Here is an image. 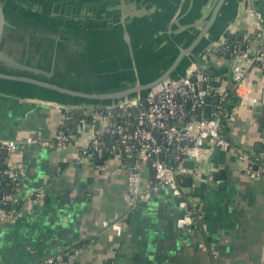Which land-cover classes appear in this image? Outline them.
<instances>
[{
	"label": "crops",
	"instance_id": "1",
	"mask_svg": "<svg viewBox=\"0 0 264 264\" xmlns=\"http://www.w3.org/2000/svg\"><path fill=\"white\" fill-rule=\"evenodd\" d=\"M31 1L52 13L67 9L70 18L97 28L146 13L149 7L153 11L156 4L171 5L170 0ZM260 22L264 24V0H250L247 9L242 3L230 34L257 36ZM165 27L145 35L137 46L148 44L150 53L162 50L172 42L162 39ZM209 59L216 64L214 81L229 88L230 58L219 53ZM236 92L240 99L231 96L227 102L230 115L224 127L231 147L195 159L187 175L192 181L186 184L184 177L181 195L166 188L139 201L121 157H79L78 149L94 134L92 121L84 128L69 125L71 146L0 147V168L18 170L21 183L14 191L16 200L9 202L14 216L2 220L0 214V264H35L60 248L78 245L81 253L71 264H264V176L249 175L242 159L246 153L264 165V126L254 117L255 106L264 99V69L251 67ZM65 108L0 92V140H52L64 122ZM142 175L145 183L151 181L153 168L145 164ZM7 186L13 193L11 179ZM38 191L42 198L36 197ZM188 203L203 215L201 229L178 225L190 211ZM104 221L120 222L121 233L105 228Z\"/></svg>",
	"mask_w": 264,
	"mask_h": 264
},
{
	"label": "water",
	"instance_id": "2",
	"mask_svg": "<svg viewBox=\"0 0 264 264\" xmlns=\"http://www.w3.org/2000/svg\"><path fill=\"white\" fill-rule=\"evenodd\" d=\"M169 3L156 4L153 11L149 7L146 13L97 28L70 18L67 9L52 13L31 0H0V92L65 107L112 106L127 100H143L146 104V98L166 80L186 77L193 67L211 69L217 85L216 64L209 59L208 51L231 33L239 7L244 3L247 9L249 1ZM161 25L166 26L162 39L172 42L155 53L147 51L148 44H144L147 49L137 46ZM174 47L178 49L169 56V49L173 51ZM232 74L231 61L227 77L232 97L239 100ZM217 101L218 97L208 99V104L199 108L197 119L209 118L212 103ZM229 111L227 105V116ZM254 117L264 126V99L255 106ZM159 157L164 159V154ZM170 162L173 164L174 159ZM193 165L194 160L185 163L188 168ZM191 181V176L185 177L186 184Z\"/></svg>",
	"mask_w": 264,
	"mask_h": 264
},
{
	"label": "built area",
	"instance_id": "3",
	"mask_svg": "<svg viewBox=\"0 0 264 264\" xmlns=\"http://www.w3.org/2000/svg\"><path fill=\"white\" fill-rule=\"evenodd\" d=\"M250 3V0H249ZM258 35L244 33L239 39L230 42L223 38L208 51V57L219 53L230 55L233 62L234 87L237 91L245 81L251 67L264 69V24L258 23ZM230 87L221 88L212 80V70L193 67L186 77L168 79L143 100H127L112 106L66 107L65 119L52 140L27 137L19 141L0 140V147L14 151L19 144H47L53 147H67L74 143L69 125L84 128L92 121L94 134L86 147L78 149L79 157L103 160L121 157L128 167V184L144 201L166 188H172L181 195L178 179L193 171L185 166L189 160L204 157L217 149H229L232 142L226 137L224 127L228 121L227 102L230 99ZM218 97L212 103L209 118L198 120L199 108L208 104V99ZM89 110H91L89 112ZM92 117V120L89 119ZM227 116V117H226ZM226 117L225 122L222 119ZM164 154V159L159 157ZM167 159H174L176 165ZM246 171L251 176L263 177L264 165L246 153L242 155ZM173 163V164H174ZM149 164L153 169V178L144 182L142 167ZM8 175L13 183V193H1L0 214L2 220L14 216L12 208L5 205L16 200L14 191L21 185L16 169L0 168V181ZM42 198V191L35 193ZM203 218L188 211L177 221L179 226L194 225ZM105 228H112L121 233L120 222L104 221ZM82 245L68 249L60 248L54 255L35 264H71V259L78 257Z\"/></svg>",
	"mask_w": 264,
	"mask_h": 264
},
{
	"label": "trees",
	"instance_id": "4",
	"mask_svg": "<svg viewBox=\"0 0 264 264\" xmlns=\"http://www.w3.org/2000/svg\"><path fill=\"white\" fill-rule=\"evenodd\" d=\"M226 37L228 38V40L232 43V42H234V41H237L238 39H239V37L238 36H235V35H233V34H227L226 35ZM228 58H230V55H227V54H225ZM231 96H232V93H230V98H231ZM167 162L169 163V164H172L171 162H170V159H167ZM172 165H176L175 163L174 164H172ZM7 183H10V179L9 178H7L6 176H4L3 177V179L0 181V193H10V189H11V186L10 187H8L7 186ZM183 183H184V178H179L178 179V187L179 188H181V186L183 185ZM187 197V195L185 194V196H184V198H186ZM186 200V199H185ZM187 203V202H186ZM187 206H188V208H189V210L190 211H192V213L193 214H195L196 216L198 215V211L193 207V206H191V204L190 203H188L187 204ZM5 207L6 208H10V203H8V204H6L5 205ZM194 228L195 229H201V225H200V223L197 221V223L194 225Z\"/></svg>",
	"mask_w": 264,
	"mask_h": 264
}]
</instances>
